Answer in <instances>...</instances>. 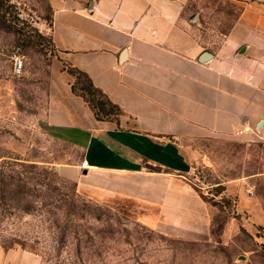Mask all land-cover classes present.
<instances>
[{
    "label": "crops",
    "instance_id": "0c3cea01",
    "mask_svg": "<svg viewBox=\"0 0 264 264\" xmlns=\"http://www.w3.org/2000/svg\"><path fill=\"white\" fill-rule=\"evenodd\" d=\"M45 1L57 52L49 63L46 130L79 151L61 172L92 178L96 196L131 206L162 233L207 237L212 206L191 177L209 158L185 140L240 135L249 126L242 136L264 142V0H238L241 9L211 49L200 42L190 0ZM204 49L212 55L200 60ZM67 65L87 72L121 107L117 118L95 116L72 90ZM245 178L223 181L225 191L236 197L238 213L264 225ZM9 261L40 264L31 249L0 243V264Z\"/></svg>",
    "mask_w": 264,
    "mask_h": 264
},
{
    "label": "rangeland",
    "instance_id": "374dc122",
    "mask_svg": "<svg viewBox=\"0 0 264 264\" xmlns=\"http://www.w3.org/2000/svg\"><path fill=\"white\" fill-rule=\"evenodd\" d=\"M241 7L238 0H190L186 6L207 49ZM49 12L45 0L0 4V190L7 182L9 204L3 208L0 200V243L24 244L39 254L40 264H264V225L236 211V197L223 183L247 176L249 194L253 190L264 208L261 140L242 132L185 140L209 158L195 164L191 177L212 206L203 238L162 233L131 206L96 196L87 184L92 178L61 172L79 151L46 130L49 63L57 53L46 29ZM15 52L24 57L20 73L13 70ZM19 187L23 192L16 194Z\"/></svg>",
    "mask_w": 264,
    "mask_h": 264
},
{
    "label": "trees",
    "instance_id": "16d2710c",
    "mask_svg": "<svg viewBox=\"0 0 264 264\" xmlns=\"http://www.w3.org/2000/svg\"><path fill=\"white\" fill-rule=\"evenodd\" d=\"M1 4V0H0ZM51 40V37H50ZM52 42V41H51ZM53 44V43H52ZM67 70L73 75L74 79L71 84L72 90L80 95L88 102V104L93 109L95 116L99 119L104 118H117V116L122 112L121 107L114 101H112L107 93L103 91L100 87L96 86L91 77L82 69L78 67L67 65ZM5 186L0 190V200L3 204V208H6L7 197L5 196L4 189L6 188L7 182L3 183ZM19 187L16 189L15 193L19 194L23 192ZM11 196V195H10ZM9 205V204H8ZM28 205H25L23 209L27 211ZM18 242H13L11 244L4 245V247H10ZM22 247H26L24 244H20Z\"/></svg>",
    "mask_w": 264,
    "mask_h": 264
},
{
    "label": "built area",
    "instance_id": "2783aa9c",
    "mask_svg": "<svg viewBox=\"0 0 264 264\" xmlns=\"http://www.w3.org/2000/svg\"><path fill=\"white\" fill-rule=\"evenodd\" d=\"M12 63H13V70L15 73H20L23 70L24 67V57L22 54L15 52L12 55ZM249 126H244V128L239 129L237 132H242L243 130L247 131L249 130ZM80 166L81 167H87V161L85 159L80 161Z\"/></svg>",
    "mask_w": 264,
    "mask_h": 264
},
{
    "label": "water",
    "instance_id": "95a60500",
    "mask_svg": "<svg viewBox=\"0 0 264 264\" xmlns=\"http://www.w3.org/2000/svg\"><path fill=\"white\" fill-rule=\"evenodd\" d=\"M211 55H212V53H211L209 50L204 49V50L201 51V53L199 54V59H200V60H206V59H208ZM262 123H263V122H262V119H261V120H259V122L257 123V126H258V127H261Z\"/></svg>",
    "mask_w": 264,
    "mask_h": 264
}]
</instances>
